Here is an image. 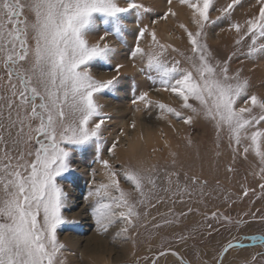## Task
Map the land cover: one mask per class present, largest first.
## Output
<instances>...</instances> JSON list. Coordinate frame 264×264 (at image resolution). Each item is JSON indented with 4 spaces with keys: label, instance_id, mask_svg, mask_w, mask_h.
I'll return each mask as SVG.
<instances>
[{
    "label": "snow or ice",
    "instance_id": "1",
    "mask_svg": "<svg viewBox=\"0 0 264 264\" xmlns=\"http://www.w3.org/2000/svg\"><path fill=\"white\" fill-rule=\"evenodd\" d=\"M259 2L262 6L258 15L247 19L243 26H230L237 33V45L246 37L251 39L249 56L257 50V40L264 39V0ZM124 3L126 6L121 0H0V264H65V248L57 238V229L66 223L62 216L66 196L57 178L70 171L68 146L94 143L96 162L105 170L106 181L94 190L90 188L86 197L93 200L91 214L100 234L118 227L114 238L134 239L138 234L135 230L146 226L144 221L149 217L156 220L152 210L159 214L158 205L167 200L183 203L185 194L192 195L188 185H180L176 171L163 169L165 186L158 183L162 169L156 164L117 171L108 160L100 158L102 125L108 117L97 103V96L115 88L124 65L109 68L116 73L110 79H97L90 68L96 62L112 63L116 49L106 37L126 46L125 14L135 12L139 20L150 11L135 0ZM167 3L170 7L160 19L178 15L171 7L173 0ZM178 3L190 9L195 26L191 31L182 23L178 25L187 37V50L161 42L156 31L145 26L139 30L128 58L134 68L139 62L137 70L152 82L154 91L170 93L178 99L180 108L190 113L182 115L176 108L157 101L159 118L172 116L186 125L196 118L209 122L217 140L227 133L234 152L242 148L245 159L249 155L255 158L253 166H259V175L264 179V97L249 94L248 79L241 78L240 70L230 69L231 55L223 61L216 60L208 47L204 29L213 0ZM239 3L240 0H231L219 9L222 17L230 16V10ZM100 24L103 35L91 43L89 37ZM146 35L151 40L141 46ZM260 47L264 49V44ZM148 97V92H142L132 103L140 101L149 107L152 101ZM241 98L246 106L238 107ZM130 127L135 129L136 123L133 121ZM124 134L122 129L120 135ZM118 143L114 141L108 149L110 155H115ZM171 155L175 164L176 154ZM121 175L130 185L128 190L121 186ZM173 176L177 177L175 181ZM191 182L195 185L197 178ZM259 187L264 190V183ZM212 217L231 223L229 217L215 212ZM252 239L264 246V237ZM241 247L242 243L229 241L223 253ZM216 264H223L222 259Z\"/></svg>",
    "mask_w": 264,
    "mask_h": 264
},
{
    "label": "rangeland",
    "instance_id": "2",
    "mask_svg": "<svg viewBox=\"0 0 264 264\" xmlns=\"http://www.w3.org/2000/svg\"><path fill=\"white\" fill-rule=\"evenodd\" d=\"M135 2L143 4L150 11L144 13L139 20L135 12L125 14L123 33L126 46L116 43L111 36L106 37L116 49L112 63L103 65L96 62L90 68L97 79H110L116 73L108 69H114L117 64L124 65L115 88L105 90L97 96V103L108 117L102 125L100 158L108 160L110 165L112 163L111 166L117 171L128 166L150 167L156 164L162 169L158 183L165 186L163 169L176 171L179 173L180 185H188L192 195L185 194L182 197L183 203L167 200L158 205L159 214L156 209L152 210L156 220L152 221L149 217L144 221L146 226L135 230L138 234L134 239L124 241L114 238L118 227L100 234L91 214L93 200L86 197L90 188L94 190L102 182L99 171L104 168L96 162L94 143L81 147L68 146L70 171L57 178L66 196L65 207L62 209L66 223L57 229V238L65 248L63 259L65 264H151L155 255L173 249L190 264H216L229 241L260 243L252 237H264V219H261L264 217V190L259 187L264 179L259 175V166H253L255 158L249 155L245 159L242 148L239 152H234L229 147L227 133H222L217 140L215 130L209 122L196 118L192 124L186 125L172 116L159 118L157 101L176 108L182 115L190 113L181 109L178 99L170 93L154 91L152 82L137 70L138 61L137 67H133L134 62L128 58L129 50L135 46L139 30L147 26L149 31H156L161 42L172 43L181 51H186L187 37L178 25L182 23L191 31H195V26L191 22L190 9L180 6L178 0H173L171 5L178 15L175 18L169 16L168 19H160L170 7L167 0ZM229 3L231 0H213L209 23L204 29L205 41L216 60L223 61L232 56L230 69L233 72L240 70L241 78L248 79L249 94L264 97V49L260 47L264 44V39L257 40V50L249 56L251 39L246 37L237 45V33L230 28L234 23L243 26L247 19L258 15L262 4L259 0H240L230 10V16L222 17L219 9L225 8ZM121 4L126 6L124 0H121ZM218 17L221 18L217 19ZM101 35L102 24L89 37L90 42L95 43ZM150 40L151 37L146 35L141 39V46H145ZM142 92L149 93L151 106L145 107L140 101L132 103L134 97ZM243 100L241 98L238 101V107L246 106ZM133 121L136 123L135 129L130 127ZM122 129L125 133L123 136L120 135ZM117 140L118 156L110 155L108 149ZM171 153L176 154L175 164H172ZM102 175L101 177H106ZM193 177L197 178L195 185L191 182ZM118 178L121 186L128 190L130 185L123 180L122 175ZM176 179V176L172 177L173 181ZM200 181L206 183L201 184ZM172 187L175 188V184ZM245 191L247 195L244 194ZM173 199L180 200L181 197ZM189 208L192 209L191 212H188ZM169 209L172 211L169 212ZM181 212H186L187 215L180 216ZM213 212L217 216L229 217L231 223L214 219ZM165 220H171L172 223L166 225ZM237 221H240L239 225ZM156 223L161 227H153ZM180 236L186 239L180 240ZM260 247L237 248L227 254L231 260L235 259L233 264H264V251ZM243 256L246 258H241ZM157 264L181 263L173 257H164Z\"/></svg>",
    "mask_w": 264,
    "mask_h": 264
},
{
    "label": "water",
    "instance_id": "3",
    "mask_svg": "<svg viewBox=\"0 0 264 264\" xmlns=\"http://www.w3.org/2000/svg\"><path fill=\"white\" fill-rule=\"evenodd\" d=\"M242 243L243 244V247H253V246H261V244L260 243H245V242H240V241H234V242H232L233 244H236V243ZM227 246V245H226ZM242 248V247H241ZM234 249H237V248H234ZM231 250H233V249H230L229 251H231ZM166 252H167V254L165 255V256H160L159 255V253L157 254V255H155L154 256V258H153V260H156V261H158V260H160L161 258H164V257H173V258H175L176 260H178L181 264H190V263H188L186 260H184L183 259V257L176 251V250H173V249H168V250H165ZM228 251V252H229ZM227 252V253H228ZM172 253H176V255H173ZM221 253H223V250H222V252ZM221 253H220V255H219V257H218V260L217 261H219V260H223V257H224V255H226L227 253H223L222 254V256H221ZM152 260V261H153ZM151 264H152V262H151Z\"/></svg>",
    "mask_w": 264,
    "mask_h": 264
},
{
    "label": "bare ground",
    "instance_id": "4",
    "mask_svg": "<svg viewBox=\"0 0 264 264\" xmlns=\"http://www.w3.org/2000/svg\"><path fill=\"white\" fill-rule=\"evenodd\" d=\"M136 134V133H135ZM114 153H115V156H118L117 154H118V150H114ZM114 157V156H113ZM119 158V157H118ZM118 160V159H117ZM110 163V162H109ZM118 164V163H117ZM111 165H112V163H111ZM103 168V167H102ZM100 181H102V182H105L106 181V177H101V176H103L102 174H104V176H105V170L104 169H101L100 171ZM261 249H263V251H264V246H261L260 247ZM257 249V248H256ZM256 249H253L254 251L256 250ZM252 250V251H253ZM251 251V250H250ZM241 258H246L245 256H243V257H241ZM235 260V259H234ZM234 260H231L230 259V257H229V255L227 254L226 256H224L223 257V264H233V262H234Z\"/></svg>",
    "mask_w": 264,
    "mask_h": 264
}]
</instances>
